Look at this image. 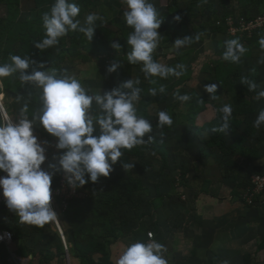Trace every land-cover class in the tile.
<instances>
[{
	"label": "crops",
	"instance_id": "1",
	"mask_svg": "<svg viewBox=\"0 0 264 264\" xmlns=\"http://www.w3.org/2000/svg\"><path fill=\"white\" fill-rule=\"evenodd\" d=\"M152 1H159L155 7L163 18L161 27L158 29L161 35L159 43L163 45L169 37L166 32L162 33V30L174 33L175 28L180 29L185 25V14L188 12L190 2L186 0L181 3L177 0L176 7L179 10H176L177 8L174 7L176 1L168 0L170 4L167 5L161 4L163 0ZM200 1L207 4L205 0ZM234 8L233 11H238L240 14L245 10L243 2L237 3ZM206 9V13L211 11L208 5ZM222 10L218 9L219 12ZM246 10L251 11L250 14L253 15L260 10V7L258 4H253ZM176 15L182 18L181 22H175ZM206 18L203 19L206 20ZM118 23L109 21L106 22V26L116 28ZM198 23L196 28L199 27ZM226 23L228 24V21ZM129 28L128 25L125 27L128 30ZM189 29H191L190 36L195 37L196 35L192 32L193 26L190 24ZM222 39V35L218 34L208 38L203 37V41L211 42L218 47ZM126 46L129 45L126 44ZM246 49V53L240 60V69H242L243 77L250 74L251 77L257 78L255 83L258 88L250 91V97L247 98L253 114L245 117L240 114L241 110L243 112V107L238 100V86L235 85L231 92V87L227 86L225 80H223L225 87L220 86L217 81L220 73L212 69L217 64L225 62L220 54L212 55V57L204 56L205 64L202 71L205 73L204 76L202 75L201 84L196 85L195 80L198 77L200 79V76L191 69L190 82L174 90V93L180 94L184 91L190 96L194 93L202 96L205 102L204 107L197 111L194 118V124L198 129H204L206 126L220 127L223 120L222 113L218 109L224 104L232 106L229 129L224 134L228 145L235 147L234 156L227 157L216 148H207L205 142L211 139V134L204 132L198 136L191 132L192 129L188 127L186 121L189 108L184 105L178 109L182 116L178 117L172 132L166 136L152 135L153 139L150 142H147V136L144 138L145 145L162 143L160 152L153 156L154 172L147 173L135 166L131 169L113 166L109 177H101L95 184L89 183L94 185L98 192H109L110 186H116L115 190L120 187V190L116 191L123 193L122 180L133 178L139 188L132 200L135 201L132 203L137 211L135 209L127 211L126 208L124 211L117 210L115 215L107 218L104 227H96L94 230V235L100 242L114 241V236L119 237L118 242L107 247L110 260L114 264L127 246L136 242L146 243L152 239L167 248L164 257L168 264H223L225 260L228 264H264V194H255L253 205L247 202L249 193L253 194L252 178L264 175V126L259 129L253 127L259 111L264 110V99H256L257 93L264 90V63L261 62L264 60V49L261 46ZM126 51V54L130 52L127 47ZM154 56L159 57L157 53ZM160 61L161 59L159 63ZM89 64L92 66L94 63L92 61ZM134 72L133 81L137 80L136 73L141 76V79L137 77L140 81L146 80L142 67L138 72L136 70ZM92 73L90 81L83 80L81 84L88 94L99 92L103 94L115 87L112 73L98 67ZM102 74L106 76V80L111 81L108 86H105L104 81L101 80ZM175 78L177 77L172 78L173 87L180 80ZM163 83L164 81L161 84ZM213 83L217 84L215 95L219 98L218 100H211L209 94L204 91L205 85ZM171 101L173 102L170 103H176L175 100ZM169 106L170 104L147 107L143 105L141 99L135 104L141 117L151 119L158 118V113L166 112ZM22 107L21 105L20 108ZM91 111L94 115L99 113L95 105L92 106ZM17 119L19 122L20 118ZM233 123L239 124L240 127H235ZM98 134L97 129L94 135ZM137 147L140 148L141 145ZM164 154L170 160L167 169L163 163ZM112 219L116 220L117 227H112ZM0 220L22 225L24 232L30 234L24 246H27L29 251L51 252L55 257L50 264H81L78 258L65 252L57 235L56 226L53 227L51 222L37 230H31L26 224L20 223L19 218L9 209L0 214ZM66 225L64 228L72 242L70 244L72 251L73 230L68 223ZM149 233L153 237L149 236ZM21 244L22 241H14L12 245L14 252L20 249ZM21 259L25 264H31L33 256L28 255V258Z\"/></svg>",
	"mask_w": 264,
	"mask_h": 264
},
{
	"label": "clouds",
	"instance_id": "2",
	"mask_svg": "<svg viewBox=\"0 0 264 264\" xmlns=\"http://www.w3.org/2000/svg\"><path fill=\"white\" fill-rule=\"evenodd\" d=\"M127 10L123 18L133 31L127 37V44L131 51L127 54L130 64L142 63L145 78L169 76L181 77L185 73V65L177 64L174 68L158 63L153 59V52L158 47L160 29L163 18L160 17L151 0H125ZM207 2V0H205ZM80 7L75 0H55L49 12L42 16L45 36L34 42L35 48L43 51L56 46L60 38L69 32L82 33L88 41L94 38L96 22L101 18L94 13L88 14L83 22L77 17ZM176 15L175 22H181ZM200 35L177 38L173 42L174 48L179 50L194 41H199ZM264 49V36L259 39ZM111 47L120 49L117 42ZM247 49L238 39L225 41V51L222 58L225 61L239 63ZM11 63L0 64V78L10 77L19 73L23 84H29L42 89L40 96L41 108L28 117V104L20 110L18 123L10 119L0 123V189L5 198L7 208L15 213L20 223L43 227L50 221L57 219V213L52 207V179L57 172H62L69 186L73 189L83 187L89 181L95 184L101 177H109L115 165L123 155L122 150H131L135 146L152 141L150 135L153 127L149 120L138 116L135 107L140 100L142 89L138 87L139 79L124 82L117 88L103 94H88L80 81L72 75L58 74L55 68L44 71L35 68L29 73L27 70L34 61L18 55L10 56ZM264 63V60L261 61ZM44 69L43 63L39 64ZM118 62L108 67V73H114L120 68ZM155 83V81H151ZM241 82L248 86L249 91H255L258 85L246 77ZM126 89L128 91H123ZM152 96L157 95V89L149 90ZM165 88L161 86L159 92ZM204 91L211 100H218L215 95L217 84L205 85ZM175 98L181 102H188V94L175 93ZM256 99H264V90L259 91ZM95 105L99 113L91 111ZM218 111L222 113L223 124L212 131L227 133L232 116V106L224 104ZM39 123L43 129L56 138L55 148L60 151L54 157L55 163L48 164V170L41 166L45 163L47 142H38L33 134V128ZM173 120L165 111L158 113V126H171ZM264 126V110H260L253 127L259 129ZM99 130L98 135H94ZM132 168V164L123 165ZM87 177V179H86ZM151 236V233H149ZM167 248L152 239L148 242H136L125 248L116 264H168L164 253ZM228 264V261H223Z\"/></svg>",
	"mask_w": 264,
	"mask_h": 264
},
{
	"label": "trees",
	"instance_id": "3",
	"mask_svg": "<svg viewBox=\"0 0 264 264\" xmlns=\"http://www.w3.org/2000/svg\"><path fill=\"white\" fill-rule=\"evenodd\" d=\"M36 1L37 6H34V8L29 11V14L26 15L25 20H22L21 18L24 16H22L23 11L21 0H0V13L2 10H5V15H0V64L11 63L10 56L18 55L21 57H27L30 62H35L34 64H30V68L27 70L29 73H31L34 68L40 71L47 70L48 68H55L58 70V74H66V69L68 66L70 69H74L77 68V66L81 65L79 64V62H77L78 60L83 62L84 64H89L93 61L97 64V67L99 69L101 68L105 70L110 67L111 61L118 62L121 67L118 68L116 72L112 73V76L114 78L113 83L115 85L114 88H117L124 82L132 79L135 73L134 71L136 70V72H138L141 69L142 63L130 64L127 61V37L129 33L133 31V29L131 27L129 28V30L125 29L127 24L123 21L121 25L120 23H118V26H116L117 31L113 32L107 30V26H104L103 28V25L100 23L98 26L100 28H97L95 30V32H97V35L93 38L92 41L84 40V38L81 39L83 34L77 32L75 33V35L73 34V36L67 34L66 37L68 38H60L59 43L51 48L45 49L43 51L35 48L33 43L42 40L45 36V29L43 27L42 16L44 13L49 12L52 7L43 3V0ZM47 1L50 4L52 1L55 2V0ZM173 1H176L174 7L178 6V1ZM184 1L186 0H179V2L181 3ZM188 2H190V6L187 14H185V19L187 20L185 21V24H190L193 26V33L195 35H198L197 33H200V35L202 36L200 37V42L203 41V34L205 33L208 27L210 28L208 34V36L210 35V37L212 35L217 34L222 36L226 35L227 30L229 28L228 24L226 23L228 20H225L226 22L222 20V16L224 13L218 14L217 12H212L211 19L216 20V22L212 20L196 28V23H198V19L200 18L199 16H204L203 12L205 11L204 9L206 8V6L204 3H201L200 0H188ZM81 4L84 8H89V5H96L95 3H90V0H81ZM203 5L205 8L203 7ZM176 8V10H179L178 7ZM244 9L245 10L242 11L241 16L248 18L250 13L248 10H246L247 8ZM112 10V12L115 11L113 8ZM177 13L179 14V11H177ZM225 13L226 16H231L235 15L236 12L231 11L230 13H227L226 11ZM116 16L118 17L119 14H116ZM238 21L239 20H237V24ZM180 29H174L177 38L190 36V32L187 31L185 25L180 27ZM252 34L254 35L250 37L249 40H246L245 42H240L243 45L246 44L245 48L250 49L252 46H260L258 41L262 36H264V30L258 32L254 31L250 34V36ZM205 37L208 38L207 36ZM75 39H77L78 41L81 39V47L78 46V48L76 47L70 50V45L72 46L73 43H80V41L76 43ZM85 42L86 45H83V43ZM112 42L119 43L120 49H113L111 47ZM169 42L170 41L164 42V45L170 44ZM197 42L198 41H194L191 45H194ZM79 48H81V51ZM83 52L87 54L85 55V58H81ZM155 53H157V49H155L153 52V59L159 63V58L154 56ZM192 62H194V59ZM41 63L45 65L44 69H40L38 67V65ZM176 65H172L171 67L174 68ZM240 65L241 62L232 63L230 61H225L214 66L212 71L216 70L220 73L217 79V81H219L220 86L225 87L226 82L227 86L231 87V90L229 89L231 92L232 89L235 88V85L238 86V100L243 107V112H241V110L240 114L245 117L253 114V112L250 110V103L247 102V98L250 97V91L248 89V86L241 82V78L243 76L242 69H240ZM185 68L186 70L184 75L179 77V83L174 87L172 86L173 76H169L167 79H162L160 77H149L146 80L140 81L141 76L136 73V79L140 78V84L138 85V87L142 89L140 99L144 106L148 107L151 105L170 104L166 112L170 115L173 120V124L171 126L165 125L164 127H159L158 118H145L150 121L153 127V131L152 133H150V135L155 136L159 134H164V136H166V134L172 132L174 130V127H176L175 125L178 122V117L182 116L181 114H179L178 109L181 106L184 107L185 105L189 108V110L187 108L188 112L186 114V121L188 123V127L192 129L191 132L193 134L196 133V135L198 136L199 134H202L204 132L211 134V139L205 142V146L207 148H216L227 157L234 156L235 147L232 145H228L224 133L212 131V129L214 128L213 126H206L204 129H198L195 126L194 118L196 116V113L198 110L203 109L205 103L201 98L202 96H199L194 93L190 96L191 99L188 102H181L179 100L178 102L175 98L174 90L177 87L184 86L186 83L190 82L191 64L188 63ZM244 77L254 82L257 80L255 76L251 77L250 74ZM1 80L5 87V94H8L10 100L13 101L12 103L10 102V106L6 105V109L9 116L14 111H11L13 107L17 111H20V106H24L25 103L28 104L27 115L29 118H31L34 113L39 112L42 103L40 100L42 89L29 84H23L19 79V73H16L10 77L1 78ZM223 80H225V82ZM151 81H155V83H152ZM162 81H164L163 84H161ZM161 86L165 88V91L163 93L159 92V88ZM155 87H157L158 92L156 96H152L149 90ZM123 91L127 90L123 89ZM184 94H186V92L184 91L180 93V95ZM171 98L175 100L176 103H170ZM137 115L140 116L138 111ZM3 122L4 120L0 112V123ZM233 124L235 127H240L239 124ZM35 128L36 131L39 133L40 137H46L47 140L56 142V138L48 134L43 129V127L39 125V123L35 125ZM160 147H162V143L155 142V145L143 144L140 148L135 146L131 150L123 149V155L120 158V161H118L113 166H115L116 168L120 167L122 169H126L123 167V165L132 164L138 169H141L143 171L145 170L147 173H152L155 169V161L153 159V156H155L156 153L160 152ZM60 154V151H54L51 155V160L49 161V163H55V160L53 158L58 157ZM169 161L170 160L168 159L167 155L164 154L163 163L165 169H167L168 165L170 164ZM61 176L62 172H57L53 176L51 188L55 189L58 187L59 182L61 180ZM89 183L90 181L83 187L79 188V190L85 193L87 197L82 200L76 199L71 201L67 211L65 212L66 221L73 230V255L81 261V264H114L110 260V255L107 247H109L115 242H118L119 237L114 236V241L105 240L104 242H100L97 236L94 235V230L96 227H104L107 218L115 215V212L117 210L124 211L126 208V210L128 209L127 211H129V209H135V211H137V208L134 207L135 205L132 203L135 201L132 200L136 196V192L139 191V188L137 184H135L136 180H134L133 178L122 180V187H124L123 193H121L120 191H116L120 190V187L115 190L116 186H110L109 192H98L96 187ZM56 203L58 212L60 213L61 210L59 208V200H57ZM7 209L8 208L6 205L0 206V214L4 213ZM111 221L113 222L112 227H115L116 220L112 219ZM26 225L31 230H37L39 228L38 226L34 225ZM1 231L12 232L14 234L15 242L22 241L20 249L14 252L19 258H28V255H32L33 260L31 264H50V261L54 259L55 256L51 252L49 253V251L34 252L31 250L29 251L27 249V246H24L25 242L30 237V234L24 232L22 225H18L17 223L12 224L11 222L0 220V232ZM68 241L69 244L72 243L69 240V237ZM97 256H99V258H97ZM10 259L11 253L9 251L8 246H6L5 244H0V264H15L11 262Z\"/></svg>",
	"mask_w": 264,
	"mask_h": 264
},
{
	"label": "rangeland",
	"instance_id": "4",
	"mask_svg": "<svg viewBox=\"0 0 264 264\" xmlns=\"http://www.w3.org/2000/svg\"><path fill=\"white\" fill-rule=\"evenodd\" d=\"M43 3H45L46 5L48 6H52L54 4V2L52 1L51 4L47 1V0H43L42 1ZM75 2L79 5L80 7V13H79V16L77 17L78 19L81 20V22H83L84 18L90 14V13H94V14H97L101 19L98 20L96 22V29L97 28H100L98 27L99 24L101 23L103 25V28L104 26L106 27V22H109V21H113V22H119L120 25L123 22H125L124 18H123V13L124 11L127 10V5H126V2L125 0H90V3H95L96 5L95 6H90L89 5V8H84L83 5L81 4V0H75ZM151 2L156 5V3H158L159 1H152ZM204 2V0L202 1ZM243 2V8H247V7H250L252 6L253 4H259L260 5V10L258 12H255V14L251 15L249 14L248 18H245V17H242L240 12L238 11H235V15H231V16H226V11L227 13L233 11V9H235L234 7L237 5V3L241 4ZM48 3V4H47ZM207 4H205V6L207 7H210L211 8V11L209 13H206L205 11L207 10L204 5L203 7L205 8L203 11L204 13V16L203 15H200L199 17V23L197 24V26H202L204 24H206L205 21H215L214 19H211L212 17V12H217L218 14H223L222 16V20L223 21H227L228 22H231L229 20H232L234 22V24H237V20L241 21V20H245L247 23L249 22H252V21H257L259 18H262L264 17V0H207V2H205ZM21 4H22V11H23V14L21 19L22 20H25L26 19V15L29 14V11H31V8L32 7H36L37 6V1L36 0H21ZM161 4L162 5H167V4H170V2L168 0H163L161 1ZM121 7V8H120ZM112 8L115 10L114 12H112ZM105 9V10H104ZM218 9H223L222 11H218ZM206 13V14H205ZM249 13H251V11H249ZM116 14H119V18L116 16ZM1 16H4L5 15V10H2L1 13H0ZM162 15V14H160ZM206 15V20L202 19L204 18ZM162 17V16H160ZM202 17V18H201ZM226 18V19H224ZM185 21H187L186 19L184 20V23ZM225 21V22H226ZM238 21V22H239ZM118 26V25H117ZM186 28H187V31H191V29H189V25L185 24ZM189 29V30H188ZM107 30L113 32V31H117V28H110L108 27ZM181 30V29H180ZM264 28H259L256 32L258 31H263ZM209 31H210V28L208 27L205 34H203V37L207 36V37H210V35L208 36L209 34ZM159 32V31H158ZM163 32H166L167 36L169 38L166 39V42L170 41L168 45H162L159 43L158 47L156 48L157 49V54H158V58L161 59L160 63L161 64H164L166 66H171V65H176V64H183L185 65V67L187 66L188 63L191 64V69H194L195 70V73L198 74V76H200V79L199 77L195 80L196 81V85L200 82H202L203 80V74L205 73L204 71H202V69L204 68V64H205V61H204V56L207 57L208 55H210V57L213 56H218V54H220V56H222L223 52L225 51V43H224V39L225 41L227 40H230V39H238L240 42H245L246 40H249L250 37L253 36V34L250 36V32H242L238 35H230L229 32L230 30L228 29L227 30V33L226 35L222 36L223 39H222V43L219 42V47L216 46L215 44L211 43V42H206V41H198L196 44L194 45H191V46H186L182 49H175L174 48V45H173V42L175 41V39H177V35L175 34V31L174 33H171V31H166V30H162V33ZM193 32V30H192ZM75 33L77 32H69L68 34L70 36H73V34L75 35ZM232 34V32H230ZM198 35H200V33H197ZM97 35V32H94V37ZM200 37H202L200 35ZM63 38H68V37H63ZM84 40H87L86 37H84V35H82V38ZM81 39L79 40L80 43L79 44H75L73 43V45L71 46L70 45V50L74 49V48H78L81 47ZM162 39V37H161ZM77 39H75V42L78 43L79 42ZM83 45H86V42L83 43ZM246 44H244V47ZM67 46V45H66ZM129 51H131V47L130 46H126ZM80 51H81V48H79ZM127 53V51H126ZM85 55H87L86 53L83 52V55L81 56V58H85ZM194 57V58H193ZM194 59V62L193 59ZM177 60H178V63H177ZM79 62V64H81V67L80 65L77 67V68H74V69H70L69 66L67 67V74L68 75H72L74 76L75 78H77L81 84H83V82L85 80H89L91 79V76L93 75V71L96 69L97 65L95 62H93L94 64H84L83 62L81 61H77ZM83 63V64H82ZM113 62L111 61L110 62V66ZM194 65V66H193ZM76 70V71H75ZM104 70V69H103ZM102 73V72H101ZM104 74V73H103ZM102 74V75H103ZM106 74V73H105ZM78 75V76H77ZM203 75V76H202ZM102 81H104V84L105 86H108V83L111 82L108 81L105 79L106 76L103 75V77L101 76L100 77ZM179 78H175V80H178ZM84 80V81H83ZM201 84V83H200ZM0 96L1 97H4V101H3V104H4V107L6 109V105L10 106L11 103L13 102L12 100H10V97L8 96V94H5V87L3 85V82L0 78ZM7 96V97H6ZM173 100L172 98L170 99V101ZM11 102V103H10ZM173 102V101H171ZM7 110V109H6ZM14 110V111H13ZM13 111L11 114H10V118L12 119V122L13 123H18V119L17 118H20L19 116V113L20 111H17L14 107L12 108ZM4 123V122H3ZM33 134L36 136V137H40L39 133L36 131V128L34 126L33 128ZM40 140L41 142H47V144L45 145L46 146V161L45 163L41 166L42 168H44L45 170H48V164H49V161L51 160V155L53 154L54 151H58L56 148H55V144L56 142L54 141H49L47 140V138L45 137H40ZM58 220L62 226V230L65 234V238L67 240V244H68V247H69V254L71 253L73 255V250L71 251V246L69 244V241H68V237H67V234L65 232V228L64 226H67L66 223V218H65V212H58ZM49 224V222H48ZM53 227H55V225L52 223ZM50 226V225H49ZM56 229V227H55ZM58 232V231H57ZM58 237L60 238V241L62 243V240H61V237L59 235V233L57 234ZM63 245V244H62ZM64 248V246H63ZM13 250V248H12Z\"/></svg>",
	"mask_w": 264,
	"mask_h": 264
},
{
	"label": "built area",
	"instance_id": "5",
	"mask_svg": "<svg viewBox=\"0 0 264 264\" xmlns=\"http://www.w3.org/2000/svg\"><path fill=\"white\" fill-rule=\"evenodd\" d=\"M264 28V17L259 18L257 21H252L247 23L245 20H241L238 22V24H234L233 21L228 22V28L230 32V35H238L242 32H250V34L254 31H257L259 28ZM3 103V101H1ZM0 112L2 114V118L4 122L9 120V114L7 110L4 112L0 109ZM11 119V118H10ZM38 138V137H37ZM38 142H41L40 137L38 138ZM0 176H6V173L0 172ZM252 187H253V194L248 195L247 202L249 204H255L254 202V195L255 194H264V175H257L252 178L251 181ZM52 190V200L51 204L55 212L57 213V219L55 221H50L56 226V229L61 237L62 244L64 246L65 252L68 254L69 253V247L67 244V240L62 232L61 224L58 220V208H57V200H59L60 203V210L61 212H66L70 202L73 200H82L87 197L85 193L79 190V188L73 189L69 184L67 183L64 174L62 173L61 180L59 182V185L57 188ZM5 198L2 196V189H0V206H5ZM153 237V235H151ZM14 242V234L10 231H1L0 232V244H5L8 246L9 251L11 253V259L10 261L15 263V264H25V262L19 258L14 251L12 250V245Z\"/></svg>",
	"mask_w": 264,
	"mask_h": 264
},
{
	"label": "water",
	"instance_id": "6",
	"mask_svg": "<svg viewBox=\"0 0 264 264\" xmlns=\"http://www.w3.org/2000/svg\"><path fill=\"white\" fill-rule=\"evenodd\" d=\"M0 109L2 110V111H6V109H5V107H4V104L0 101Z\"/></svg>",
	"mask_w": 264,
	"mask_h": 264
},
{
	"label": "bare ground",
	"instance_id": "7",
	"mask_svg": "<svg viewBox=\"0 0 264 264\" xmlns=\"http://www.w3.org/2000/svg\"><path fill=\"white\" fill-rule=\"evenodd\" d=\"M0 101H4V97L0 96ZM9 119H10V117H9ZM10 120L12 121V119H10ZM61 228H62V226H61ZM62 232H63V230H62ZM63 234H64V232H63ZM64 236H65V234H64Z\"/></svg>",
	"mask_w": 264,
	"mask_h": 264
}]
</instances>
